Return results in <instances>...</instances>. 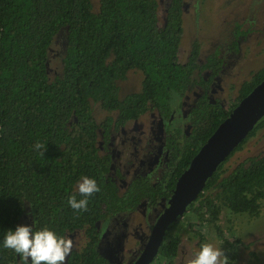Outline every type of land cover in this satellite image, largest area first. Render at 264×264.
I'll return each instance as SVG.
<instances>
[{"label": "trees", "instance_id": "1", "mask_svg": "<svg viewBox=\"0 0 264 264\" xmlns=\"http://www.w3.org/2000/svg\"><path fill=\"white\" fill-rule=\"evenodd\" d=\"M183 10L184 0H168L159 25L157 0H100L97 13L90 0H0V264H21L3 240L26 208L32 213L33 231L47 227L64 238L82 233V245L65 264H110L100 251L98 225L140 207L160 213L200 148L264 81L263 65L239 86L228 108L212 100L223 60L214 51L200 62V47L194 42L180 61ZM61 28L67 30L62 74L49 79L48 54ZM232 48L236 50V43ZM134 70L142 74L141 90L120 101L118 82ZM191 90L200 93L189 109L186 128L178 122L175 104ZM97 109L105 115L100 120ZM149 112L163 123L162 173L157 181L139 174L121 193L111 174L113 139ZM263 126L264 118L230 147L228 158L215 166L184 217L167 228L154 260L171 264L177 256L182 220L201 250V229L219 232L220 209L259 217L264 154L231 169L226 164ZM37 142L46 145L43 156L34 148ZM84 177L94 179L100 191L82 196L78 185ZM71 196L87 199V211L73 210Z\"/></svg>", "mask_w": 264, "mask_h": 264}, {"label": "rangeland", "instance_id": "2", "mask_svg": "<svg viewBox=\"0 0 264 264\" xmlns=\"http://www.w3.org/2000/svg\"><path fill=\"white\" fill-rule=\"evenodd\" d=\"M90 2L93 13H97L100 0ZM157 2L159 25H162L168 0ZM66 31V28H61L53 38L47 63L49 79L62 74L61 59L66 48ZM194 42L200 47V62L208 54L219 52L223 68L212 87L211 98L219 100L228 108L237 97L239 86L264 65V0H184L179 52L181 62L185 61ZM233 43H236V50L232 48ZM141 84L142 74L130 71L124 81L118 82V99L122 101L127 95L138 93ZM199 93L191 90L182 101L175 104L176 117L183 127L188 128L187 114ZM96 115L98 120L105 116L99 109ZM162 128L163 123L156 113L149 112L115 134L111 174L121 192L139 174L148 176L152 181L159 179L165 157ZM262 154L264 126L226 165L231 169L250 157ZM116 172L120 175H116ZM157 216L140 208L133 214H119L108 223H100L101 254L110 264H132L138 258ZM181 222V244L171 264H190L200 252L198 238L192 233L194 231L188 228L187 222ZM18 225L33 226L29 208H26ZM216 226L219 232L212 227L201 229L204 235L202 245L211 244L220 249L224 253L220 257L221 261L227 257V264H264V200L261 202L260 215L255 219L247 215H234L225 208L220 209ZM67 238L73 240V249L82 245L81 232L69 234ZM152 264L164 263L158 259Z\"/></svg>", "mask_w": 264, "mask_h": 264}, {"label": "water", "instance_id": "3", "mask_svg": "<svg viewBox=\"0 0 264 264\" xmlns=\"http://www.w3.org/2000/svg\"><path fill=\"white\" fill-rule=\"evenodd\" d=\"M264 118V81L234 108L178 177L174 190L156 218L134 264H150L157 256L167 228L181 220L210 180L215 166L229 156L230 147L244 140Z\"/></svg>", "mask_w": 264, "mask_h": 264}, {"label": "clouds", "instance_id": "4", "mask_svg": "<svg viewBox=\"0 0 264 264\" xmlns=\"http://www.w3.org/2000/svg\"><path fill=\"white\" fill-rule=\"evenodd\" d=\"M34 148L43 156L46 145L37 142ZM79 192L84 197L99 192L100 188L94 179L84 177L78 185ZM68 203L73 210L87 211L88 200H76L69 197ZM3 247L13 250L19 255L21 264H65L74 244L70 238L57 236L47 227L33 231L32 226L18 225L15 230H8L3 240ZM224 253L211 244H204L195 259L190 264H227V257L220 260Z\"/></svg>", "mask_w": 264, "mask_h": 264}, {"label": "flooded vegetation", "instance_id": "5", "mask_svg": "<svg viewBox=\"0 0 264 264\" xmlns=\"http://www.w3.org/2000/svg\"><path fill=\"white\" fill-rule=\"evenodd\" d=\"M112 144H113V143H112ZM114 180H115V179H114ZM115 182H116V181H115ZM117 186H118V185H117ZM118 189H119V187H118ZM125 189H126V188H125ZM119 191H120V189H119ZM120 192H121V191H120ZM121 193H122V192H121ZM140 208H143L144 211L150 212V211L146 210L145 207H140ZM140 208H138V210H139ZM162 210H163V209H162ZM161 212H162V211H161ZM161 212H160V213H161ZM133 213H135V212H133ZM133 213H126V214H133ZM150 213H151V212H150ZM160 213L158 212L157 214H155V213H151V214L159 215ZM123 214H124V213H123ZM118 215H119V214H118ZM116 216H117V215H116ZM116 216H115V217H116ZM157 217H158V216H157ZM113 219H114V218H113ZM113 219H112V220H113ZM154 222H155V221H154ZM154 222H153V224H154ZM107 223H108V222H107ZM153 224H152V226H153ZM98 228H99V225H98ZM151 228H152V227H151ZM150 232H151V229H150ZM75 233H76V232H75ZM72 234H73V233H72ZM149 234H150V233H149ZM147 239H148V237H147ZM147 239H146V242H147ZM146 242H145V244H146ZM145 244H144V246H145ZM144 246H143V248H144ZM143 248H142V250H143ZM142 250H141V252H142ZM141 252H140V254H141ZM140 254H139V256H140ZM139 256H138V258H139ZM138 258H137V259H138ZM137 259H136V260H137ZM136 260H134L132 264H134V263L136 262ZM153 261H154V260H153ZM153 261H152L151 263H153ZM151 263H150V264H151Z\"/></svg>", "mask_w": 264, "mask_h": 264}]
</instances>
